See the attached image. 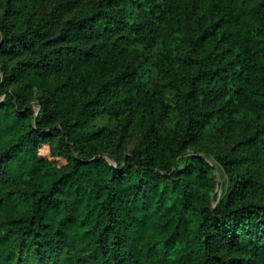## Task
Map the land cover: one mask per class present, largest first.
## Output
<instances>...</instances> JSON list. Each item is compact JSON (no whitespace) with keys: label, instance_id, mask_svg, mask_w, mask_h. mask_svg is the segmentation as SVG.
I'll return each mask as SVG.
<instances>
[{"label":"trees","instance_id":"trees-1","mask_svg":"<svg viewBox=\"0 0 264 264\" xmlns=\"http://www.w3.org/2000/svg\"><path fill=\"white\" fill-rule=\"evenodd\" d=\"M0 72V264H264V0H0Z\"/></svg>","mask_w":264,"mask_h":264},{"label":"rangeland","instance_id":"rangeland-1","mask_svg":"<svg viewBox=\"0 0 264 264\" xmlns=\"http://www.w3.org/2000/svg\"><path fill=\"white\" fill-rule=\"evenodd\" d=\"M145 56H148V61L146 62L144 67H148L150 65V61L152 59V51L150 49H141ZM146 71V70H145ZM144 73V72H143ZM144 79H154L153 76H149V74L144 73ZM2 78V73L0 72V79ZM4 95L1 96L0 99H3ZM32 106L36 109V111L38 112V104L36 102H32ZM136 145V139L135 137L131 138L125 145L123 148V153L124 154H129V151ZM194 154L193 152V148L190 147L187 152L182 155L181 157H179L176 161V165H179L180 167H182L185 164V160L186 157ZM202 156L206 159V161L213 167V173L216 176V181H217V186L215 191L212 194V201L213 204L216 205L222 198L226 187L228 185V176L225 174L223 168L221 167V165L217 162V160L212 156V154H202ZM105 157L108 159V161L112 164V165H116V161L112 158H110L107 154L105 155Z\"/></svg>","mask_w":264,"mask_h":264}]
</instances>
